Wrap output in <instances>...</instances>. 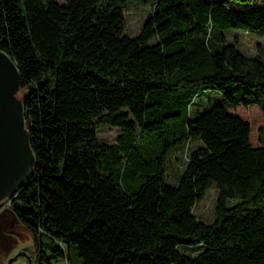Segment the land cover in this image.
Wrapping results in <instances>:
<instances>
[{
  "label": "trees",
  "instance_id": "16d2710c",
  "mask_svg": "<svg viewBox=\"0 0 264 264\" xmlns=\"http://www.w3.org/2000/svg\"><path fill=\"white\" fill-rule=\"evenodd\" d=\"M225 1L0 0L34 162L9 205L46 264L69 248L78 264H264V120L251 145L229 111L264 117V58L225 36H264V7ZM136 5L152 10L128 37ZM108 126L115 142H98ZM189 140L170 184L165 159ZM210 186L204 223L192 206Z\"/></svg>",
  "mask_w": 264,
  "mask_h": 264
},
{
  "label": "rangeland",
  "instance_id": "374dc122",
  "mask_svg": "<svg viewBox=\"0 0 264 264\" xmlns=\"http://www.w3.org/2000/svg\"><path fill=\"white\" fill-rule=\"evenodd\" d=\"M224 4L232 8H246L251 6L264 7V0H251L247 3H239L234 0H228L225 1ZM151 10V5H136L126 7L123 10V16L125 20L124 34H126L128 37L135 36L141 29L143 22L151 14ZM225 36L228 40L235 42L236 47L242 54L249 56L259 55L264 58V36L240 30H229L225 33ZM200 98L206 102L207 100H218V96L214 93L201 95ZM229 111L237 114L243 120L248 122L250 127L249 143L251 145H256L258 143L257 128L264 120L261 111L251 106L245 108H231ZM118 133L119 129L116 126L101 127L95 131L97 141L105 144H113ZM198 145V141L189 140L184 145L168 154L164 162L166 182L170 184L175 183L176 177L181 173L184 167L188 153ZM216 193V189L213 186L208 187L204 191L203 197L192 206V213L204 223H210L213 220ZM26 242H30L29 236L26 237ZM67 252L68 259L66 255L62 261H58L53 264H68V261L70 264H78L79 259L74 255L72 248H69Z\"/></svg>",
  "mask_w": 264,
  "mask_h": 264
},
{
  "label": "water",
  "instance_id": "95a60500",
  "mask_svg": "<svg viewBox=\"0 0 264 264\" xmlns=\"http://www.w3.org/2000/svg\"><path fill=\"white\" fill-rule=\"evenodd\" d=\"M18 88L16 67L0 50V200L25 183L34 165Z\"/></svg>",
  "mask_w": 264,
  "mask_h": 264
},
{
  "label": "flooded vegetation",
  "instance_id": "af4514ba",
  "mask_svg": "<svg viewBox=\"0 0 264 264\" xmlns=\"http://www.w3.org/2000/svg\"><path fill=\"white\" fill-rule=\"evenodd\" d=\"M8 198L0 200V264H46L39 246L15 217Z\"/></svg>",
  "mask_w": 264,
  "mask_h": 264
}]
</instances>
